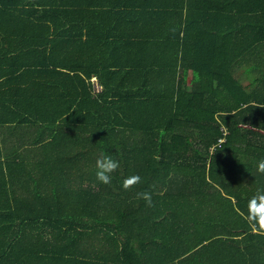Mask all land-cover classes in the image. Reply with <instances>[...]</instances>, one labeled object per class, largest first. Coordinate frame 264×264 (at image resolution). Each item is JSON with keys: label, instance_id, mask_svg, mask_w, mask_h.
<instances>
[{"label": "trees", "instance_id": "trees-1", "mask_svg": "<svg viewBox=\"0 0 264 264\" xmlns=\"http://www.w3.org/2000/svg\"><path fill=\"white\" fill-rule=\"evenodd\" d=\"M3 41L36 64L41 173L18 207L0 188V264H264V0H0Z\"/></svg>", "mask_w": 264, "mask_h": 264}, {"label": "crops", "instance_id": "crops-1", "mask_svg": "<svg viewBox=\"0 0 264 264\" xmlns=\"http://www.w3.org/2000/svg\"><path fill=\"white\" fill-rule=\"evenodd\" d=\"M3 44L4 41L0 43V169L4 180H0V188L7 204L14 208L25 199H36V172L41 173L36 168V125L24 123L26 104L36 117V97L30 91L36 88L31 84L36 74L26 75V70L36 64L28 66L22 51L5 52Z\"/></svg>", "mask_w": 264, "mask_h": 264}, {"label": "clouds", "instance_id": "clouds-1", "mask_svg": "<svg viewBox=\"0 0 264 264\" xmlns=\"http://www.w3.org/2000/svg\"><path fill=\"white\" fill-rule=\"evenodd\" d=\"M96 179L104 185H111L112 174L120 168V162L114 159L112 155L101 152L95 161ZM257 171L264 174V159L257 163ZM141 183V177L138 174H131L122 180V187L129 190ZM162 194V193H157ZM137 200H143L145 206L152 208L155 206L153 202V193L149 191L137 192ZM245 220L250 224L253 231L264 234V189L257 192L247 202V212L244 216Z\"/></svg>", "mask_w": 264, "mask_h": 264}, {"label": "bare ground", "instance_id": "bare-ground-1", "mask_svg": "<svg viewBox=\"0 0 264 264\" xmlns=\"http://www.w3.org/2000/svg\"><path fill=\"white\" fill-rule=\"evenodd\" d=\"M90 80H91V83H92V87H93V89H94L95 91H100L101 88H102V86H101V84L97 81V79H96L94 76H92V77L90 78Z\"/></svg>", "mask_w": 264, "mask_h": 264}]
</instances>
